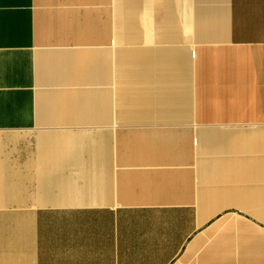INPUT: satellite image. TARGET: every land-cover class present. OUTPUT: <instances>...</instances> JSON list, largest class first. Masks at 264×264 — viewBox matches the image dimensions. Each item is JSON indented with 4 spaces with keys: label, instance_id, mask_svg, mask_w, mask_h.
<instances>
[{
    "label": "crops",
    "instance_id": "1",
    "mask_svg": "<svg viewBox=\"0 0 264 264\" xmlns=\"http://www.w3.org/2000/svg\"><path fill=\"white\" fill-rule=\"evenodd\" d=\"M0 264H264V0H0Z\"/></svg>",
    "mask_w": 264,
    "mask_h": 264
}]
</instances>
